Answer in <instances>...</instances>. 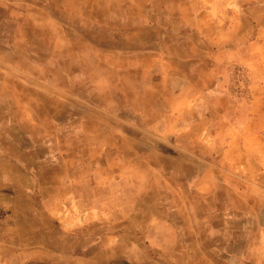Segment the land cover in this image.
<instances>
[{"label":"rangeland","instance_id":"obj_1","mask_svg":"<svg viewBox=\"0 0 264 264\" xmlns=\"http://www.w3.org/2000/svg\"><path fill=\"white\" fill-rule=\"evenodd\" d=\"M105 1L0 0V83L13 87L14 75L22 78L27 108L33 114L30 122L23 117L16 125L18 136L24 137L27 130L33 138L19 137L17 146L32 145L35 158L42 156L43 162L64 170L65 181L80 182L77 202L66 188L64 210L70 218L65 223L70 225L74 220L70 213L89 210L92 195L101 199L109 191L115 212L120 205L129 214L139 206L151 207L153 203L144 198L162 190L161 195L178 196L176 204L166 199L172 211L196 213L198 208L191 210L181 200L190 189L184 194L182 186L173 189L168 182L174 174L178 184L188 182L204 169L210 195H215V201L203 205L210 216V254L216 259L240 254L264 264V140L257 144L245 140L246 147L238 140L235 144L232 133L239 130L226 126L221 117L207 127L194 124L195 136L186 135L189 118L194 121L202 113L218 116L223 111L201 102L176 111L169 105L168 89L158 100L156 86L161 84L163 90L170 84L167 76L157 74L158 60L152 55L158 46L152 42L156 31L105 25L111 19L138 20L137 11L131 9L137 0ZM167 68L162 65L161 72ZM247 69L238 64L231 68L227 90L237 104L233 109L242 118L251 114L263 119L264 90L253 99ZM261 127L264 123L255 129L264 131ZM207 132L212 135L206 136ZM104 180L107 193L95 192ZM121 192L128 202H120ZM48 210L55 211L56 202H50ZM185 228L196 231L198 224L187 218ZM216 246L221 250L215 251Z\"/></svg>","mask_w":264,"mask_h":264},{"label":"crops","instance_id":"obj_2","mask_svg":"<svg viewBox=\"0 0 264 264\" xmlns=\"http://www.w3.org/2000/svg\"><path fill=\"white\" fill-rule=\"evenodd\" d=\"M131 9L137 11L136 22L122 18L121 23H113L111 19L105 25L129 24L140 31H156L152 42L158 46L152 55L158 60L157 74L167 76L170 84L163 90L161 84L156 86L158 100L168 89L169 105L176 107V111L177 107L187 111L200 102L223 111L218 116L202 113L194 121L189 118L186 135L195 136L194 124L207 127L218 123L221 117L226 126L239 130H233L231 139L234 143L238 140L241 147H246L245 140L254 144L264 140V131L255 129L257 124L264 123V118L237 116L236 108L233 109L237 104L227 90L231 68L237 64L249 67L253 99L264 90V1L137 0ZM162 65H168L166 73L161 72ZM14 76L13 87L0 83V264H259L240 254L226 253L218 259L210 254V216L203 205L215 201V195H210L204 169L188 182L182 180L178 184L176 174L168 182L173 189L182 186L184 194L190 189L181 200L191 210L193 206L198 208L196 213L172 211L173 206L169 207L166 199L176 204L178 196H163L162 190L144 198L153 203L151 207L139 206L129 214L120 205L121 210L115 212L112 194L107 193L108 182L104 180L95 192L107 195L101 199L92 195L89 210L70 213L73 224L65 223L70 218L64 210L66 188H71L73 202H77L80 182L75 178L65 181L64 170L61 173L55 165L43 162L42 156L35 158L32 145L17 146L16 140L23 136L16 133V125L23 117L30 122L33 114L27 108V86L22 78ZM122 106L128 104L122 102ZM176 121L177 118L173 123ZM1 124L7 125L2 128ZM23 135L33 138L31 131L26 130ZM204 136L202 131L200 137ZM233 169L238 167L234 164ZM122 195L123 192L120 202H128ZM50 202H56L55 211L48 210ZM187 218H194L198 224L196 231L185 228ZM51 219L61 222L52 223ZM193 233L199 237L193 239ZM216 247L215 251L221 250Z\"/></svg>","mask_w":264,"mask_h":264}]
</instances>
